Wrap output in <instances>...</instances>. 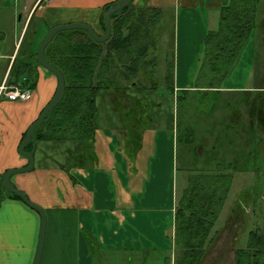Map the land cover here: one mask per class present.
Here are the masks:
<instances>
[{
	"label": "rangeland",
	"instance_id": "rangeland-1",
	"mask_svg": "<svg viewBox=\"0 0 264 264\" xmlns=\"http://www.w3.org/2000/svg\"><path fill=\"white\" fill-rule=\"evenodd\" d=\"M136 5L142 6L139 2ZM49 6L62 12V16L55 21L56 24L49 25L50 27L71 22H85L92 25L98 13L96 6L87 5L79 0L64 5ZM165 8L155 28V31H158L155 36L156 47L149 53L156 61L149 68L157 76L161 74L162 79L152 77L148 82L146 79L137 80L140 86L152 87H130L128 89L130 95L138 97L135 104L116 106L110 103V97L98 100L99 123L102 131L107 129L118 136L121 134V128L126 127L127 130H135L141 136L147 133L149 138L144 141L146 154L141 153L131 160L133 169L130 167L131 171L136 170L133 177L136 184L142 186H129L126 170L128 167L123 158L124 171L120 167L118 171L123 175L125 182L122 186L126 189L124 193L116 177L111 176L109 171L101 172L90 168L86 175L81 173L85 187L94 196L95 206L90 211L88 208L78 210L82 217L80 220L82 239L77 242L74 256L76 264H94L95 255L84 233L89 231L94 234V238H97L96 224L97 222L102 224L104 217L105 221L109 220L108 228L102 225L99 232L104 231L105 243L117 244L123 248H135L134 251L137 253L117 252L112 254V261L105 263L103 260L100 264H141L140 253L145 251L154 253L148 257L145 264H166L165 257H168L169 264H178L173 208L175 204L177 206L183 190L188 185V176L196 172L193 168L202 164L204 159L196 164L192 161L194 159L192 153H189L192 159L182 156L185 146L178 142L177 122L180 119L187 125H194L195 143H199L202 137L212 135L211 130L214 134L222 132L220 120L223 117L230 116L232 121V118L235 119V116L241 113L235 110L240 108L242 89L260 86L262 82L264 86V32L262 33L261 29H258V37L255 33L250 37L231 72L220 83L222 92L220 94H216L214 90L205 92L202 89L206 88L203 87L210 85L209 78L214 75L212 66L206 58L205 38L211 30L217 28L219 17L213 18L210 9L206 8L181 6ZM0 11V30H3L5 35L0 39L1 80L11 57L7 54L13 44H16L23 22L14 23L9 9H6L3 3L0 4ZM262 19H264V0L257 15L258 21ZM37 24V22L32 23L28 32L29 37ZM39 27L41 29L35 36L38 40L47 30L46 27L42 28V24ZM259 37H262L261 42ZM257 44L260 46L258 47ZM169 65H173L174 85L177 87L174 92L168 89V84L163 80ZM39 68L44 71L42 67ZM6 75L7 78L10 77L8 81L12 84L11 67ZM53 81L50 100L57 87V79L54 76ZM37 83L40 91L45 90V84L39 74ZM179 95L183 98L177 101ZM225 113L228 115L226 116ZM105 115L107 120L102 119ZM245 117L246 113L241 116L242 119ZM217 120L219 124L215 126ZM259 135L264 139L263 132ZM234 140L236 141V138ZM75 144L64 142L65 152H69L67 150L73 152L76 148ZM96 145L99 150L101 142L98 141ZM207 146H209L208 141ZM251 146L255 147L253 142ZM199 152L202 154L203 150L200 149ZM120 153L124 156V153ZM228 160H232L230 155L221 164L228 165ZM247 165L249 170L241 171L238 177L235 176L234 186L212 229V241L201 264H236V249L247 246L249 232L258 228L264 235V155L249 161ZM253 170L259 172L257 176L253 174ZM257 177L260 179L256 183ZM127 189L130 192H127ZM233 207L238 211L233 212ZM226 221H230L231 226L224 227L222 223ZM76 232L79 234L78 229ZM97 239L100 243V236Z\"/></svg>",
	"mask_w": 264,
	"mask_h": 264
},
{
	"label": "trees",
	"instance_id": "trees-1",
	"mask_svg": "<svg viewBox=\"0 0 264 264\" xmlns=\"http://www.w3.org/2000/svg\"><path fill=\"white\" fill-rule=\"evenodd\" d=\"M117 1L113 0L102 7L100 22L104 31L105 13ZM261 2L262 0H229L220 9L217 28L211 30L205 38L206 58L212 66L214 75L209 78L210 85L203 87L206 88L202 89L203 91L214 90L216 94H220L222 92L220 83L231 72L250 37L254 33L258 37V29L264 32V19L257 20ZM163 13L162 8L135 7L131 2L127 8H122L111 15L112 33L107 40L96 41L87 30L74 28L58 31L46 46L45 56L64 74L66 88L63 99L53 110L50 119L36 128L35 138L37 143L41 141L76 143V148L62 166L74 184H82L81 173L87 172L90 168H100L96 151L97 136L100 133L99 98L102 100L112 92L118 106L122 103L120 94L127 96L128 105L135 104L138 97L130 95L128 89L152 87L140 86L137 80L146 79L148 82L152 77L162 79L161 74L157 76L150 70L149 67L156 61L149 53L156 47L155 36L158 31H155V28ZM32 20L31 18L22 40L21 49L11 64V75L13 74L12 84L21 82L23 87L34 90L41 67L37 61L41 41L36 42L34 48H27ZM50 28L49 26L48 31ZM261 38L259 37V42ZM47 73L56 77L49 71ZM163 80L171 92L176 90L173 65L167 67ZM8 83L11 84L9 81ZM241 91L243 96L240 99V108L235 111L246 113V117L241 118L242 122L235 125L225 113L227 117L220 120L224 133L215 132L219 134V139L215 142L217 146L213 151L203 137L199 143H195L194 125H187L180 119L177 122L178 142L185 146L182 156L191 158L192 153L194 158L192 161L196 164L201 159L210 162V172H206L207 167L202 164L193 168L196 172L188 176V185L183 190L175 209L174 240L178 249L179 258L176 260L178 264H201L208 251L214 223L231 187L232 174L222 171L229 167L233 168L234 163H239L241 171L249 170L247 163L264 155V149L259 150L251 146L253 140L261 139V135L253 137L251 131L256 127L250 123L251 113L256 110L264 112L263 82L260 86ZM181 98L183 96L179 95L177 101ZM218 121L215 122V126L219 124ZM128 132L132 138L124 144V148L128 158L133 160L140 150L142 136L135 130ZM211 133H214L213 130ZM222 142L226 143V147H221ZM32 146L31 142L25 150L31 151ZM200 146L204 148L202 154L199 152ZM228 155L232 160H228L230 166L226 167L221 163ZM116 162L120 163L117 159ZM5 196L20 200L16 194L6 191L1 178L0 205ZM101 233L99 232L98 236ZM84 237L93 254L101 249L98 237L94 238L93 233L87 231ZM167 259L168 257L165 262L169 264L170 261ZM236 264H264V235L258 228L249 232L245 248L236 249Z\"/></svg>",
	"mask_w": 264,
	"mask_h": 264
},
{
	"label": "crops",
	"instance_id": "crops-1",
	"mask_svg": "<svg viewBox=\"0 0 264 264\" xmlns=\"http://www.w3.org/2000/svg\"><path fill=\"white\" fill-rule=\"evenodd\" d=\"M72 1L76 0H0V4L3 3L6 9H9L10 16L13 17L14 23L23 22L18 40L16 44H13V47L9 49L7 54L11 57L6 73L0 80V85L4 82L8 83L10 77L7 78V71L21 49L22 40L31 22L30 19H33L32 23L37 22L38 24L29 37L27 46L29 49L34 48L36 42L42 41L48 33L49 25L52 26L56 24L55 21L62 16V12L59 9H55L49 5H64ZM79 1H83L87 5L96 6L98 9L97 18L92 25L98 33L101 32L100 15L102 7L113 0ZM137 1L139 3L145 2L148 5L162 9H164V7L167 9L173 6L206 8L210 9V14L213 18H218L220 9L226 5L229 0ZM40 24H42V28L46 27L47 30L45 35L38 40L35 36L39 29H41L39 27ZM4 36L3 30H0V39ZM39 76L45 84V90L42 91L41 89L40 91L37 85L33 90V96L30 100L19 102L9 100L5 96L0 98V189L1 177L7 169L27 165L28 158L20 154L19 145L24 133L31 123L39 117L45 105L50 101V96L53 92L52 84H54L53 75H49L45 70L43 71L39 68ZM102 119L107 120L106 115ZM109 131L107 129L102 131L100 127L97 142H101V148L97 150L96 145V151L99 156L98 166L100 168L96 170L101 172L109 171L111 176L116 177L124 193L126 189L122 186L125 185V182L122 178L123 175H120V171H118L119 167L122 169L124 168L123 159L128 167L127 182L129 186L141 185L136 184L137 182L133 178L136 170H130V167L133 169L131 164L132 161L128 158V153L127 151L125 152L124 148V144L131 140L132 137H130L126 127L121 128V134H118V136L112 133V131ZM148 138L145 132V134L142 135V140H139L141 145L139 144L140 150L136 158L141 153L146 154L144 141H147ZM131 144H133L132 141ZM201 150L204 151V148L202 147ZM67 151L69 152H65L64 142H38L35 152L34 168L31 171L18 173L12 176V181L22 189L32 201L42 206L47 214V235L40 264L77 263L74 256L76 255L77 242L82 239L80 235L82 226L80 225V220L82 217L78 210L88 208L90 211L95 206L94 196L92 192L85 187L82 177L80 176L82 184H74L68 173L62 169V166L70 157V155L66 154L71 153V150ZM120 152L124 153V156ZM116 159L121 163H119L120 165L117 164ZM83 174L86 175L87 172L85 171ZM145 175H147V172H145ZM127 192L130 191L127 189ZM119 197L121 196L119 195ZM173 209L175 218L176 204ZM78 212L80 215H78ZM108 221L109 220L105 221L104 217L102 219V224L97 222L98 233L102 225L108 226ZM40 223L39 214L28 207L24 202L9 196L4 197L0 205V264H33L39 240ZM77 229L79 234L76 232ZM101 234H103L100 237L101 249L97 250L94 254V264H100L103 260L105 263H109L110 260H113L112 254L123 251H134L135 249L130 247L123 248L117 244H106L104 231ZM134 252L137 253L136 251ZM153 254L154 253L150 254L149 251L140 253L142 258L141 264H145L148 257H151Z\"/></svg>",
	"mask_w": 264,
	"mask_h": 264
},
{
	"label": "water",
	"instance_id": "water-1",
	"mask_svg": "<svg viewBox=\"0 0 264 264\" xmlns=\"http://www.w3.org/2000/svg\"><path fill=\"white\" fill-rule=\"evenodd\" d=\"M132 1L133 0H118L112 6H110V8L106 11L104 16L106 23V32L104 35H100L94 29V27L89 23H85V22L64 23L51 27L38 47L37 61L46 72L49 71L57 77V87L52 99L43 108L39 117L29 126L24 138L22 139L19 145L20 154L28 158L27 165H24L22 167H13L7 169L3 174V176L1 177L2 183L6 191L16 194L22 202H24L28 207L35 210L40 216L41 223H40L39 240H38L37 250L33 264H40L42 260V255H43L46 235H47V223H48L47 214L42 206L32 201L28 197V195L12 181V176L18 173L31 171L34 168L35 152L37 148L35 130L39 125L47 122L50 119L53 110L65 95L66 82H65L64 74L60 69L56 68L48 61V59L45 56V48L53 40L55 34L58 31L64 29L82 28L87 30L96 41L103 42L107 40L112 32L111 15L122 8H127ZM31 142L33 143L31 151H26L25 147Z\"/></svg>",
	"mask_w": 264,
	"mask_h": 264
},
{
	"label": "flooded vegetation",
	"instance_id": "flooded-vegetation-1",
	"mask_svg": "<svg viewBox=\"0 0 264 264\" xmlns=\"http://www.w3.org/2000/svg\"><path fill=\"white\" fill-rule=\"evenodd\" d=\"M133 2V6H135V7H141V6H138V5H136V3L138 4V1L137 0H134V1H132ZM140 4H142V6L143 7H147V6H151V5H148V4H146L145 2L144 3H141L140 2ZM153 7V6H152ZM112 26V25H111ZM100 28H101V32H99V34L100 35H104L105 34V32H106V30L104 31L103 30V27H102V24H101V22H100ZM94 29H95V27H94ZM96 30V29H95ZM97 31V30H96ZM98 32V31H97ZM112 33V32H111ZM111 36V35H110ZM109 36V37H110ZM154 85V84H153ZM129 93V92H128ZM124 94H120L119 95V97H121L120 98V100H122V103H121V105L123 106V105H125V104H127V96H123ZM108 97H110V103H113L114 105H118V103L116 102V100H115V95H113V93L112 92H110V93H108ZM124 98H125V100H124ZM118 100H119V98H117ZM123 100L125 101V103L123 104ZM117 109V108H116ZM243 114H241V113H238V116L236 117L235 116V119L234 118H232L233 120H232V122L235 124V125H238V124H240L242 121H241V116H242ZM250 123L252 124V126L253 127H256V128H253L252 129V131H251V134L253 135V137L254 136H258L259 134H260V132H263V138H264V112H262V111H258V110H256L255 112H253V113H251L250 114ZM109 117H111V116H109ZM220 130H222V132H224V130L223 129H221L220 128ZM218 135L219 134H214V133H212V135H209V136H206V137H203V139H205L206 140V142L208 141V143H209V146H211L210 148H211V151H213L214 149H216V146H217V144H215V142L219 139V137H218ZM223 138V137H222ZM260 140H262L261 142H259ZM263 140L264 139H262V137H261V139H259V138H257V139H255V140H253L254 141V146H255V148H257V149H259L260 147H261V149H262V146H263V144H264V142H263ZM214 142V143H213ZM226 143H224V142H222L221 143V147H226V145H225ZM202 148V146H200L199 147V150ZM227 163H229V162H227ZM205 164V165H204ZM235 164L236 163H234L233 164V168L231 167H229L230 166V164H228V165H226V167H229V168H227V172L226 171H222V172H224V173H231L232 174V177H231V187L229 188V191H228V195H229V193H230V190H231V188H232V186H234V183H235V176L236 177H238L239 175H240V172H241V170H240V166H239V163H237L236 164V167H235ZM202 166H205V167H209L210 168V162L209 161H203V163H202ZM212 167H215V166H212ZM209 168H206V172H210L209 170ZM253 172V174L255 175V176H257V174L259 173V172H257V171H255V170H253L252 171ZM259 179L260 178H256V183H257V181H259ZM238 211V209L236 208V207H233V212H237ZM218 217H219V215H218ZM218 217H217V219H216V221H215V223H214V226L216 225V222H217V220H218ZM222 225L225 227H227V226H231V223H230V221H226L225 223L223 222L222 223ZM214 226H213V228H214Z\"/></svg>",
	"mask_w": 264,
	"mask_h": 264
},
{
	"label": "built area",
	"instance_id": "built-area-1",
	"mask_svg": "<svg viewBox=\"0 0 264 264\" xmlns=\"http://www.w3.org/2000/svg\"><path fill=\"white\" fill-rule=\"evenodd\" d=\"M3 96L12 101L25 102L32 98L33 90L23 87L21 82H4L0 85V98Z\"/></svg>",
	"mask_w": 264,
	"mask_h": 264
}]
</instances>
